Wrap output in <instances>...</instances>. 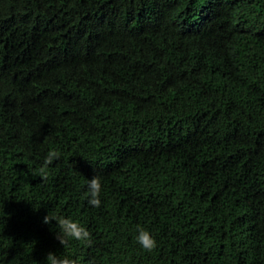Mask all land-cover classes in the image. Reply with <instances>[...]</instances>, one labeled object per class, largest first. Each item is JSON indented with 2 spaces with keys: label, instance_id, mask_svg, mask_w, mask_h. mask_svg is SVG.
I'll use <instances>...</instances> for the list:
<instances>
[{
  "label": "trees",
  "instance_id": "trees-1",
  "mask_svg": "<svg viewBox=\"0 0 264 264\" xmlns=\"http://www.w3.org/2000/svg\"><path fill=\"white\" fill-rule=\"evenodd\" d=\"M49 252L264 264V0H0V264Z\"/></svg>",
  "mask_w": 264,
  "mask_h": 264
},
{
  "label": "clouds",
  "instance_id": "clouds-1",
  "mask_svg": "<svg viewBox=\"0 0 264 264\" xmlns=\"http://www.w3.org/2000/svg\"><path fill=\"white\" fill-rule=\"evenodd\" d=\"M60 153L55 150H50L44 159L43 165L40 168L42 178L46 179V170L54 160L59 159ZM101 191V180L100 177L94 176L88 181V192L87 195L90 197L88 203L92 206L99 207L101 200L99 199ZM53 220L58 224L61 235L57 237L61 245H65L69 240H76L80 242L91 243V233L82 226L79 222L74 221L71 217L65 218L64 216L49 217L48 214L43 218V223L49 224ZM137 236L135 237L136 242L141 248L147 252L153 251L157 246L158 242L154 236L145 228L138 226ZM48 264H77V261L69 258L68 256L58 257L55 253L49 252L46 256Z\"/></svg>",
  "mask_w": 264,
  "mask_h": 264
}]
</instances>
